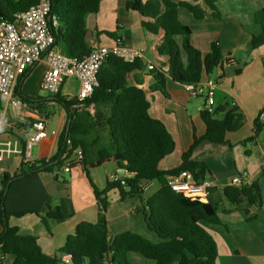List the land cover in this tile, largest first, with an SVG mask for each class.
<instances>
[{"label": "trees", "instance_id": "1", "mask_svg": "<svg viewBox=\"0 0 264 264\" xmlns=\"http://www.w3.org/2000/svg\"><path fill=\"white\" fill-rule=\"evenodd\" d=\"M38 1L0 0V22L11 21L15 13L28 9ZM102 1L51 0L52 19L49 25L57 47L68 57L81 59L90 54L92 48L86 41V17L96 14ZM205 6L212 11L213 17L220 18L214 0H206ZM126 7L148 19L142 21V27L148 33L162 36L163 42L157 51L167 56L168 71L155 67L148 69L143 60L127 63L112 56L100 69L98 85L90 99L79 101L77 97L68 98L60 93L52 97L67 113V122L59 137L55 156L50 160L23 162L18 173L13 175L0 172V224L4 228L0 235V248L4 256H14L13 264L64 263L61 256L45 254L36 237L23 235L18 228L9 225L11 215L6 211L5 204L10 186L31 175L52 172L60 167V156L68 140L73 142L74 147L80 146L84 150L85 166L86 160L90 158L91 147L97 143L102 144L103 132L107 133L108 144L99 147L95 166L100 167L111 161L118 169L133 176L125 179L124 183L122 180L108 182L103 190L94 186L98 204L105 212L109 205L110 191L117 190L121 200H126L142 196L143 183L156 182L159 188L143 203L142 212L148 229L156 233L160 240L152 242L131 231L112 237L107 218L103 215L97 224L81 222L58 253L71 255L72 264H101L102 261L104 264H132L128 259L129 253H138L156 264H216L217 245L203 224H222L219 206L212 204L204 195L177 193L168 185L167 178L189 171L196 180L204 181L209 168L204 162L192 160L194 150L204 141L229 144L227 133L238 131L246 117L231 101H226L213 113L209 110L201 111V118L206 125L205 135L195 138L191 147L182 155L180 166L162 171L159 163L174 152L175 141L165 124L149 114L148 88L138 75L148 69L155 79L151 90L165 92L166 74L184 86L200 84L203 75L211 77L217 68L223 69L222 63L226 57L218 41L211 43L206 55L192 45V30L181 22L178 11L179 8H185L196 20H204L207 18V10L200 5L172 0H129ZM255 21L261 27V33L252 38V47L257 49L264 45V7L255 14ZM105 34L115 37V33ZM177 36L182 37L180 45L176 41ZM182 52L186 56L185 64ZM241 72L242 69H238L236 74ZM22 100L29 103L31 99L22 97ZM92 105L94 114L89 111ZM218 114H224V117L217 118ZM254 126V136L243 142L244 145L255 141L260 134L263 124L259 118ZM224 194L230 204L225 212L235 209L244 199L251 206L261 207L263 204L262 193L256 182L226 187ZM24 214L14 216L22 217ZM41 218L44 222L56 221L63 219L64 215L60 207H57Z\"/></svg>", "mask_w": 264, "mask_h": 264}, {"label": "crops", "instance_id": "2", "mask_svg": "<svg viewBox=\"0 0 264 264\" xmlns=\"http://www.w3.org/2000/svg\"><path fill=\"white\" fill-rule=\"evenodd\" d=\"M128 1L103 0L99 11L86 17L88 45L91 48L109 46L113 44L115 38L123 37L129 45L144 49L146 56L143 61L147 63V67L152 65L157 69L168 71L167 56L160 55L157 51L163 42L162 36L151 35L142 27V21L148 19L138 12L128 10L126 7ZM172 1L197 4L207 10V18L204 20H196L190 13L195 20L192 22H197L193 23L194 26L184 22L182 10L185 8H179L178 11L181 22L192 30V45L201 50L204 55L209 52L212 42L218 41L222 44L221 33L211 35L210 27L222 31L228 24L233 26L236 23L234 20L237 19L236 6L234 5L236 0H214L220 18L212 16V11L205 6L206 0ZM257 7L256 12L264 7V2L257 1ZM233 8L235 12H233ZM161 10L163 11V8ZM223 23H225L224 26ZM194 27L202 31V39L198 38L199 42L195 40ZM105 32L115 33V37L107 36ZM260 33L261 27L259 30L256 29L252 36L244 39L248 41L249 48L252 37ZM227 39L228 35L225 36L228 53L225 54L221 48L222 53L224 57L236 60L238 67L217 68L216 77L203 75L202 84L216 83L214 111L226 101H231L245 115L246 120L238 131L227 133L226 139L229 144H213L204 141L194 150L192 160L207 164L209 172L205 181L208 185L203 195L220 208L221 225L203 224L217 245L216 264H264V169L262 167L264 162V50L259 49L261 53H253L248 50L244 56L246 58H244L243 54L236 55L237 49L233 45L228 48L230 44ZM176 41L180 45L182 37L177 36ZM148 69L138 77L145 81L148 88L149 114L165 124L175 141L174 152L159 163L160 170L169 171L180 166L182 155L191 147L195 138L205 135L206 125L201 118V111L206 110V97L204 95L193 96L184 85L175 82L168 74L165 79V92L151 90L155 79ZM238 69H242L239 75L236 74ZM46 70L47 64L45 61H40L20 77L17 84L18 94L31 99L29 103H26L27 109L21 110V114L20 111L6 107L0 102L6 117L10 115L13 119V123L9 126L11 131L7 130L8 126L6 125L3 139L18 140L21 147L24 148V132L31 130V126L38 116L47 118L49 128L58 131V136H49L33 147L31 156L36 161L50 160L55 156L59 137L67 122V113L52 100L53 96L49 94L48 97L43 96L41 83ZM75 80L74 78L66 80V84L64 83L60 91L62 96L68 98L77 96L80 85ZM68 84L76 85V96L64 94L63 90ZM22 97L19 98L22 99ZM48 106H59L63 111L60 122L55 127H51L49 124V116L45 112ZM223 117L224 114L217 115V118L222 119ZM258 118L263 124L260 134L255 141L244 145L243 142L254 136V122ZM14 131H19L22 137H16L13 134ZM101 137L102 144L107 145V133H101ZM102 144L97 143L91 147L90 158L88 157L86 160L85 166L77 164L70 172H65L62 171L60 165L52 172L34 174L10 186L5 204L6 211L11 215L9 225L18 228L23 235L36 237L45 254L57 255L62 258L64 255H60L58 252L65 245L68 237L75 233L76 227L81 222L97 224L103 215L107 218L112 237L131 231L152 242H159L160 239L157 241L148 235L149 229L142 212L143 203L151 195L147 196L145 192L153 187H156V191L159 188L156 182L143 183V187L148 185L149 188L143 190L142 196L126 200H121L117 190L110 191L108 193L109 205L105 212L98 204L94 195V186L103 190L110 182L109 176L116 173L118 169L117 165L115 168L113 167L112 163L114 162L111 161L105 162L100 167L95 166L98 150ZM23 162L22 155H14L7 160L0 161V172L16 174ZM244 172L248 173L246 177L242 175ZM236 176H242V184L258 183L262 193L263 204L261 207L251 206L248 200L244 199L232 211H224L230 208L224 190L226 187L236 186L232 183ZM102 198H105V195H102ZM57 207H60L64 218L44 222L41 217ZM18 213L25 214L22 217L14 216ZM3 230L4 228L0 224V235ZM129 254L138 264H156L155 261L138 253ZM130 255H128L129 259ZM13 262L14 259L9 261L7 255L4 256L0 248V264H13ZM101 264L104 262L102 261Z\"/></svg>", "mask_w": 264, "mask_h": 264}, {"label": "built area", "instance_id": "3", "mask_svg": "<svg viewBox=\"0 0 264 264\" xmlns=\"http://www.w3.org/2000/svg\"><path fill=\"white\" fill-rule=\"evenodd\" d=\"M51 0H39L28 9L17 12L11 21L0 22V102L6 107L20 111L27 109V104L16 95V88L20 77L35 63L45 61L47 70L44 73L41 91L51 96L60 93L67 79L74 78L79 82L77 99L85 101L92 97L98 85V75L104 63L112 56L124 62L134 63L145 59V51L129 45L123 37L115 38L109 46L92 48L89 55L78 59L65 55L56 45V39L49 25ZM222 66L238 67V62L231 57H226ZM149 69L154 66L149 65ZM195 97H206V110L214 112V91L216 83L207 85L188 84L185 86ZM89 111L94 114V106ZM6 113L0 104V161L7 160L14 155H22L26 163L33 162L31 151L49 136H58V131L51 130L48 119L38 116L31 126L30 131H25V146L21 147L18 140L3 139L6 127ZM85 159L82 147H74L71 140L60 156L61 169L70 172L75 165L83 164ZM264 169V162L262 165ZM247 172L242 175L247 176ZM133 175L123 169L109 176L110 182L131 178ZM168 185L177 193L187 195H203L208 183L198 181L189 171L167 178ZM232 183L236 186L242 184V176H236ZM149 186H142L147 190ZM64 264H72L71 255L64 254L61 258Z\"/></svg>", "mask_w": 264, "mask_h": 264}, {"label": "rangeland", "instance_id": "4", "mask_svg": "<svg viewBox=\"0 0 264 264\" xmlns=\"http://www.w3.org/2000/svg\"><path fill=\"white\" fill-rule=\"evenodd\" d=\"M257 1L259 3L264 2V0H236L235 1L236 3L234 4L236 6L235 11H237V19H234L236 22L235 25L232 26V24L231 25L228 24L225 28L222 29V31H219L218 29H216L214 27H210V30H211L210 34L211 35H217V34L219 35V32L221 33L222 44H220V45H221V48L225 54L228 53V51H226V48H227V42L225 40L226 35H228L227 41H228V44H230L228 48H230L231 45H233V47H235L237 49L236 55L237 54L238 55L243 54L242 56L244 57V56H246V52L248 50L250 52H253V53H261V51L264 50V45L257 48V49H254L252 47V40L250 42V48H249L248 41L244 40L248 36H252V33L255 32L256 29L257 30L260 29V25L256 23L255 16L253 15L256 12V10L258 9ZM232 10H233V12H235L234 8ZM182 11H183L182 13H184V16H182L184 22H188L189 24H192V26H194L195 24H193V23H197V22H192L195 20L192 18V15L190 14V12H188L185 9H183ZM234 20H233V22H234ZM224 25H225V23H223V26ZM194 30L196 31L195 40H196V42H199L198 38L202 39V36H201L202 31L197 30L196 27H194ZM141 31H143V30H141ZM259 49H261V51H259ZM244 58H246V57H244ZM182 61L184 64L186 63V58H185L184 54L182 55ZM216 75H217V69L215 70V72L213 73V75L211 77H216ZM76 89H77V87L75 84H73V85L68 84L64 88L63 92L66 95L76 96V93H77ZM43 96L48 97V94L43 93ZM45 112L49 116L50 126L51 127L57 126L58 123L60 122L62 115H63L62 109L59 106H48L45 109ZM13 134H15L16 137H22V134L19 131H14ZM112 164L114 165L113 167L115 168L116 164L115 163H112ZM155 189H156V187H153V188L147 190L145 192L146 195L148 196V195L152 194V192H154ZM148 231H149V233H148L149 236H152L157 241L159 240V237L157 236L156 233L151 232L150 230H148ZM132 255H138V254H132ZM7 258L10 261V260L14 259V256L7 255ZM129 262L132 264H135V263L138 264V262L135 261V259H133V257L131 258V255H130Z\"/></svg>", "mask_w": 264, "mask_h": 264}, {"label": "water", "instance_id": "5", "mask_svg": "<svg viewBox=\"0 0 264 264\" xmlns=\"http://www.w3.org/2000/svg\"><path fill=\"white\" fill-rule=\"evenodd\" d=\"M52 19V17H49V21ZM13 123V119H12V116H7L6 117V124H7V130L8 131H11V128L9 127L11 124Z\"/></svg>", "mask_w": 264, "mask_h": 264}]
</instances>
